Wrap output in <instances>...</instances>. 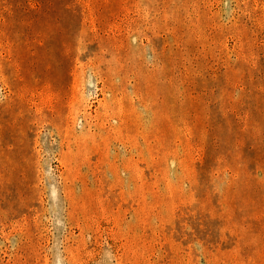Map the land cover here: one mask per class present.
<instances>
[{
    "label": "rangeland",
    "instance_id": "374dc122",
    "mask_svg": "<svg viewBox=\"0 0 264 264\" xmlns=\"http://www.w3.org/2000/svg\"><path fill=\"white\" fill-rule=\"evenodd\" d=\"M0 264H264V0H0Z\"/></svg>",
    "mask_w": 264,
    "mask_h": 264
}]
</instances>
